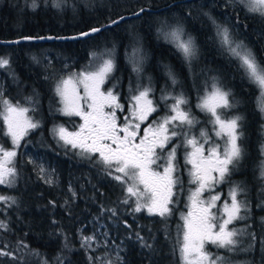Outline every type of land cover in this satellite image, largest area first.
<instances>
[{
    "label": "trees",
    "instance_id": "obj_1",
    "mask_svg": "<svg viewBox=\"0 0 264 264\" xmlns=\"http://www.w3.org/2000/svg\"><path fill=\"white\" fill-rule=\"evenodd\" d=\"M178 1L181 0H102L94 4L93 0H73L78 11L62 13L57 6L58 0H0L2 39L75 34L147 8L142 15L124 20L86 39L0 44V96L26 101L28 97L24 91L34 88L32 85L15 87L10 83L11 73L3 71L7 65L4 63L10 59L16 58L18 71L24 69L21 77L35 83V89L40 92L35 100L40 102L39 106L46 81L42 73L57 63L65 70L78 67L89 60L91 53L98 51L103 41L109 44L115 39L121 41L111 81L127 74L133 50L142 51L141 56L154 70L158 62L165 63L180 57L172 43L158 38L164 32L160 27V18L171 14L185 16L191 27L196 28L193 34L199 47L198 57L209 73L218 75L221 58L231 59L228 49L221 44L222 27L240 40L235 24V2ZM205 11L209 13L206 15ZM71 21L76 23L73 28L68 26ZM63 22L65 27L58 28V24ZM129 28L133 30L128 31ZM247 32L241 33V37L252 40L255 46L257 38ZM32 43L61 44L66 46L68 54L60 57L52 51L49 54L45 51L39 59L40 64L32 67L29 64L31 57L27 64L24 62L28 57L21 54L22 47ZM256 54L259 58V52ZM2 59L5 61L2 62ZM225 69L227 75L231 74L227 67ZM240 81L244 107L241 119L244 154L240 182L244 186L243 204L247 213L251 212L254 217L264 207L260 205L261 196L264 200V181L255 171L263 155L264 114L257 106L258 88L243 78ZM118 90L122 92L123 87ZM38 111H42L40 106ZM43 129L31 130L22 141L15 158L13 179L8 183L0 182V264H95L97 254L106 251L103 247L97 250L87 248L86 238L105 242L107 248L110 244L118 247L119 256L113 264H183L184 227L178 218V210L173 208L172 212L161 216L149 214L128 196L126 183L114 175L113 169H108L90 156L78 155L77 160L74 158L75 163H68L65 156L67 150L51 138L47 140ZM3 133L4 126L0 124V136L8 142ZM246 232L247 240L242 241V246L247 247L249 252L245 256L233 255L232 259L264 264V235L260 234L258 224L255 223V228Z\"/></svg>",
    "mask_w": 264,
    "mask_h": 264
},
{
    "label": "rangeland",
    "instance_id": "obj_2",
    "mask_svg": "<svg viewBox=\"0 0 264 264\" xmlns=\"http://www.w3.org/2000/svg\"><path fill=\"white\" fill-rule=\"evenodd\" d=\"M93 2L94 4H99L102 0H93ZM245 3L252 5L254 10L264 11V0H246ZM57 6L61 8L62 13H76L78 11L73 0H58ZM205 12L206 15L209 13V11ZM201 14H204V12H201ZM75 25L76 23L73 21L68 24L71 28L75 27ZM63 27H65L64 22L58 24V28ZM160 27L164 31H162V39L171 42L173 45L175 44L178 49L183 51L188 64L195 63L196 55L200 56L197 51L199 49L198 44L195 42L196 36L193 34L196 28L191 27L187 18L179 14L167 15L160 18ZM132 30V28L128 29V31ZM229 31L227 28L222 27L220 31L221 41L227 49L233 52L235 56L240 57L247 65L254 83L259 87V106L264 114V66L258 67L254 64L255 62L251 61L255 59L254 57L257 54L252 51L249 42L235 39L237 36L234 37ZM140 40L143 41V38L140 37ZM120 45L121 41L118 39L113 40L112 44H109L108 41L101 42L98 46V51L93 54V66L91 63L90 67L86 66L81 70L66 73L63 76L64 78L62 77L56 85L60 103L59 108L66 115H79L81 117V126L85 122H94L93 116H100L105 111L106 106L114 109V111L117 109L122 111L125 107V102L122 101L120 92H117V88L122 89L123 87V75H119L118 79L114 81L110 80L116 67V57ZM142 49L144 50V48ZM21 51L23 57H28L24 63L30 60L29 56L31 57L29 64L32 67L40 64L39 59H42L45 51L47 52L46 54L52 51L58 56L60 55V57H65L68 54L66 46L55 43L27 44L22 47ZM141 55H143L142 51H132L131 65L137 75L134 82L135 86L147 83L151 79L153 81L156 79V72L151 68L148 60ZM16 57L20 58L19 56ZM3 61L5 60L2 59ZM4 64L7 65L3 71L11 73L9 74L10 83L15 85V87H24L28 78L20 76L21 71L24 69L21 68L18 71L16 58L14 57V59H10ZM204 82L208 84V81L204 80ZM181 84H184V82H175L172 89H181ZM150 91V89H146L130 99L128 98L129 109L134 112H138L142 107L146 110L152 109L153 105L151 106V100L148 98ZM0 98V124L4 126L3 134L8 138L7 142L2 140L4 137L0 136V164L3 165V168L0 169V182L8 183L11 182L15 174V158L18 148L31 130L37 129L38 121L33 120L30 114L31 108L34 107V105L29 104L31 98L26 101L23 99L12 100L2 96ZM203 98L207 103L204 106L209 109L217 107L224 102L223 97L217 92H210ZM175 99L177 104L170 105L174 112L172 117L168 119V121H173L170 130L166 128L160 129L161 144L166 145L163 147L161 157L157 156L155 160L149 156H145V158L137 157L135 160L127 161L128 159L119 156L95 155L96 153L93 151L82 149L80 135L74 139V144L78 143L75 146L79 148L77 149L79 155L85 157L94 156L102 165L108 169H113L115 171L114 175L126 183L128 196L133 198L138 206H143L151 215L161 216L172 212L171 202L174 203L171 199L172 192L175 184H178L174 176L176 169L178 168L179 170L180 167H178V160H176L178 149L184 157L186 156V151L183 147H185L187 140L184 134L185 127L189 126V118H187L188 114L183 110L185 100L183 98ZM241 119L242 113L240 115ZM233 123L229 121L226 128L231 134L236 133L237 124ZM114 129L115 127H109V131ZM97 130L94 129V132ZM178 134H182V138L176 142L173 137ZM242 135L243 133L240 134V148L236 150L237 155L240 156L241 173L243 172L241 160L244 154V146L243 148L241 146ZM165 139H167L166 143ZM64 142L71 143V140L67 137ZM230 147L232 148L231 145ZM233 153H235V150L229 151V154ZM215 166L216 163L209 158L199 162L193 159V163L188 169L190 186L186 203L187 209L183 212L180 211L178 214V218L182 221L181 225L184 227L182 243L183 264H249L250 260L247 259L240 262L232 259L233 255L239 256L249 252L247 247L242 246V241L247 240L246 226L235 227L232 225L235 220L240 218L244 220L247 216V208L242 201V189H244V186L239 181L241 188L234 187L229 191V196L232 200H226L222 203L223 207L219 205L221 211L212 210L217 207L219 195L217 191L222 184L221 177L225 173L223 168ZM214 167L219 171V176L214 174ZM163 176L172 183L173 189L172 191L170 190L171 194L169 192L157 196L153 192L152 180ZM212 189H215L214 192L216 194L207 196L206 192ZM260 204L264 205V200L260 201ZM85 244L87 248L93 250L101 247L105 249L106 253L97 254L95 264H113V260L119 256V249L114 245L110 244L109 248H107L105 242L101 243L99 240L92 238H86ZM221 255L222 257L219 258Z\"/></svg>",
    "mask_w": 264,
    "mask_h": 264
},
{
    "label": "flooded vegetation",
    "instance_id": "obj_3",
    "mask_svg": "<svg viewBox=\"0 0 264 264\" xmlns=\"http://www.w3.org/2000/svg\"><path fill=\"white\" fill-rule=\"evenodd\" d=\"M232 1L235 2V12L237 14L235 24L238 36L241 41L249 42L252 51L259 52V58L255 56V59L251 61L255 62L254 64L258 67L264 66V11L254 10L252 5L245 3L246 0ZM222 12L224 14V11ZM237 17L239 18L237 19ZM246 31L251 37L255 36L257 38L256 41L258 43L255 46L252 40L247 41L244 37H241V33ZM158 38L161 39L162 36L160 35ZM221 44L223 47L225 46L223 42ZM174 47L179 51L180 57L171 58L165 63L158 62L154 68L156 72L154 81L151 79L147 83L135 86L134 82L137 75L134 73L132 65H127L126 70L128 72L123 75L122 92L117 88V92H120V97L123 99L122 101L125 102L123 110L117 109L114 111V109L106 106L105 111L100 116H93L94 122H85L82 126L79 115H66L59 108L60 103L56 85L66 75L65 71L68 73L81 70L86 66L90 67L91 63L93 66L94 53H91L88 61L78 67L65 70L61 64L57 63L45 72L42 70V75L46 81L43 83L45 87L41 94V105H39L42 109L41 113L38 111L39 106H37L40 102L35 101L37 96L40 95V92L35 89V83L31 84L34 88L24 91V95L31 98L29 104L34 105V107L31 108L30 114L33 120L38 121V127L44 128L47 140L51 138L58 146L67 150L68 153L65 155L67 160L64 157L63 160L68 163H75L76 158L80 157L78 156L79 151H77L79 148L75 146L78 143L74 144V139L79 135L82 149L93 151L96 153L95 155L119 156L128 159L127 161L135 160L137 157L145 158V156L154 158V160L157 156L161 157L163 147L166 144H161L160 129L166 128L170 130L173 121H168V119L174 114L170 105L177 104L175 98H183L185 100L183 110L188 114L189 126L185 127L184 134L187 140L185 147H183L186 151V156L184 157L179 149L176 153V160H178V167H180L179 170L178 168L176 169L174 177L177 179L178 184H175L173 189L172 183L166 177L155 178L152 180L153 192L155 195L160 196L169 193L173 189L171 199L174 203L171 202L172 208L178 210V212H183L187 209L186 203L190 186L188 169L191 167L193 159L199 162L209 158L216 163L215 167L223 168L225 171L221 177L222 184L217 191L219 193L217 207L212 209L221 211L219 205L226 200H232L229 196V191L234 187H240L239 181L242 175L240 156L236 153V150L240 148V115L244 111L240 80L243 78L246 82L253 83L258 90L259 87L254 83L247 65L229 49L228 54L231 55V59L221 58L219 74L214 75V73L208 72L205 64L201 62L202 60L197 55L195 63L188 64L184 57L185 53L178 49L175 44ZM225 62H230V64L226 65ZM225 67L231 74L227 75L228 72ZM48 78H50L49 81H47ZM204 80L208 81V84H205ZM178 81L180 83L184 82V84H181V89H172L174 83ZM246 85L247 87L250 86L249 84ZM146 89L151 90L149 97H147L151 100L152 109L146 110L142 107L138 112L131 111L128 106V100ZM210 92L220 94L224 102L212 109L204 106L207 103L203 97ZM257 106L260 108L259 100ZM229 121L237 124L236 133L234 134H231L226 129ZM111 126L115 127V129L109 131ZM94 129L98 130L94 132ZM67 137H69L71 143L64 142ZM181 138L182 134H178L173 137V140L177 142ZM166 141L167 139H165V143ZM263 148L264 144L262 147L263 155L259 161L260 164L255 167V171L259 173V176L264 181ZM230 150H235V153L229 154ZM90 157L94 158V156ZM215 167L213 172L219 176V171ZM214 191L215 189L207 191L206 195L216 194ZM260 195L261 193L258 194V196ZM262 197L260 201H262ZM220 207L223 206L221 205ZM253 221L258 224L260 234L264 235V207L254 217L251 216V212L247 213L244 220L241 218L237 219L232 225L235 227L244 225L252 230L255 228Z\"/></svg>",
    "mask_w": 264,
    "mask_h": 264
},
{
    "label": "water",
    "instance_id": "obj_4",
    "mask_svg": "<svg viewBox=\"0 0 264 264\" xmlns=\"http://www.w3.org/2000/svg\"><path fill=\"white\" fill-rule=\"evenodd\" d=\"M181 1H178V2H181ZM183 1H189V0H183ZM146 9L147 8H143L137 12L120 16V17L116 18L115 20L108 22L104 25L93 27V28H90L87 30H83V31L75 33V34L59 35V36L52 35V34L41 35V36L25 35V36H20L17 38H12V39L0 38V44L1 45H17V44H21V43H25V42H54V41L64 42V41L86 39V38H89L91 36H94L95 34L101 32L107 28L116 26L117 24L121 23L124 20L138 17V16L142 15L144 10H146ZM2 168H3V165L0 164V169H2Z\"/></svg>",
    "mask_w": 264,
    "mask_h": 264
},
{
    "label": "bare ground",
    "instance_id": "obj_5",
    "mask_svg": "<svg viewBox=\"0 0 264 264\" xmlns=\"http://www.w3.org/2000/svg\"><path fill=\"white\" fill-rule=\"evenodd\" d=\"M31 82L30 81H27V84L25 86H31ZM33 86V85H32ZM27 89V88H26Z\"/></svg>",
    "mask_w": 264,
    "mask_h": 264
}]
</instances>
